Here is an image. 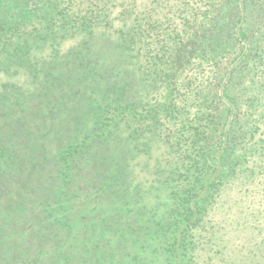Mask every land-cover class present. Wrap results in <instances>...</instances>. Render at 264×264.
<instances>
[{
  "label": "trees",
  "instance_id": "obj_1",
  "mask_svg": "<svg viewBox=\"0 0 264 264\" xmlns=\"http://www.w3.org/2000/svg\"><path fill=\"white\" fill-rule=\"evenodd\" d=\"M0 264H264V0H0Z\"/></svg>",
  "mask_w": 264,
  "mask_h": 264
}]
</instances>
